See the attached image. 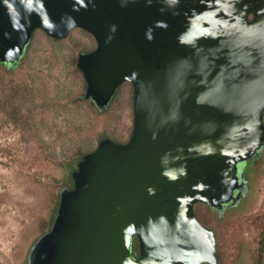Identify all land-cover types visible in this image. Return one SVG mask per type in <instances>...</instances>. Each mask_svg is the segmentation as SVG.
<instances>
[{
	"label": "water",
	"instance_id": "95a60500",
	"mask_svg": "<svg viewBox=\"0 0 264 264\" xmlns=\"http://www.w3.org/2000/svg\"><path fill=\"white\" fill-rule=\"evenodd\" d=\"M74 29L97 42L77 57L84 99L105 111L131 83L134 130L79 161L29 264L214 261L195 206L233 201L263 153L264 0H0V63L16 69L37 30Z\"/></svg>",
	"mask_w": 264,
	"mask_h": 264
},
{
	"label": "rangeland",
	"instance_id": "374dc122",
	"mask_svg": "<svg viewBox=\"0 0 264 264\" xmlns=\"http://www.w3.org/2000/svg\"><path fill=\"white\" fill-rule=\"evenodd\" d=\"M94 37L74 29L65 40L37 30L16 69L0 67V264H29V254L57 216L60 194L73 185L68 164L103 138L127 142L134 130V87L124 83L109 108L84 99L77 57ZM247 195L224 213L198 204L217 235L222 264H264V149L243 166Z\"/></svg>",
	"mask_w": 264,
	"mask_h": 264
},
{
	"label": "flooded vegetation",
	"instance_id": "af4514ba",
	"mask_svg": "<svg viewBox=\"0 0 264 264\" xmlns=\"http://www.w3.org/2000/svg\"><path fill=\"white\" fill-rule=\"evenodd\" d=\"M261 156H263V153H262V155H260L258 157H261ZM258 157L254 158L253 160H257ZM246 164L247 163H245L244 165H242V167L240 169V174L243 173V166H245ZM244 176L245 177L242 180V183H241L239 189L235 193V199L233 201H231L230 203H228V204H225V205L220 206L219 208H212V207H210L214 212H219V213L222 214V213L228 211L229 209H232V208L237 207V206L240 205V203L243 200V198L247 195L246 172H245ZM198 204H203V203H198ZM198 204H196V206ZM196 206H195V208H196ZM206 206H208V205H206ZM198 219H199V217H198ZM199 221L201 222L200 219H199ZM201 224L203 226H205L202 222H201ZM205 227L208 228V229H210V230H212L213 233H214V236H215V243H216L215 244V259H214V261L213 260L212 261H209V260L203 259L201 262H199V264H222L221 257H220V253H219V250H218L217 235H216V233H215V231L213 229H211V228H209L207 226H205ZM262 251H260V257H258L257 260H255V262L253 264H263ZM133 253H134L135 258H137V259L140 258V256H141V249H140V240H139L138 237H134V239H133Z\"/></svg>",
	"mask_w": 264,
	"mask_h": 264
},
{
	"label": "trees",
	"instance_id": "16d2710c",
	"mask_svg": "<svg viewBox=\"0 0 264 264\" xmlns=\"http://www.w3.org/2000/svg\"><path fill=\"white\" fill-rule=\"evenodd\" d=\"M52 39V38H51ZM52 40H54V39H52ZM56 41V40H55ZM26 55H27V53L25 54V56H24V58L22 59V61H24V59L26 58ZM0 67H5V68H9L8 66H3L1 63H0ZM10 70H12V68H9ZM78 72H80L81 74H82V72L80 71V70H77ZM90 101V100H89ZM91 102V101H90ZM92 104H94L93 102H92ZM97 108V107H96ZM87 154V153H86ZM85 155V154H84ZM82 158H83V155L81 154V155H75L74 157H73V160H71L70 162H69V166H68V171H71V170H73L74 168H75V165H76V163L77 162H79L80 160H82ZM260 158H262V156L261 157H258V159H260ZM254 160H250V161H248L247 163H250V162H253ZM73 172V171H72ZM73 179V178H72ZM73 183H74V180H73ZM73 187V185L71 186V188Z\"/></svg>",
	"mask_w": 264,
	"mask_h": 264
}]
</instances>
